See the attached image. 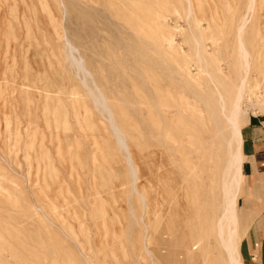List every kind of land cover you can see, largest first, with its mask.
Returning <instances> with one entry per match:
<instances>
[{
  "label": "rangeland",
  "instance_id": "374dc122",
  "mask_svg": "<svg viewBox=\"0 0 264 264\" xmlns=\"http://www.w3.org/2000/svg\"><path fill=\"white\" fill-rule=\"evenodd\" d=\"M249 1L0 0V264H174L165 256L180 249L182 232L213 237L222 146L204 186H189L192 221L176 228L185 206L169 187L173 176L157 171L146 100L157 90L164 111L193 110L194 100L214 98L213 86L229 99L242 74L241 44L249 59L242 107L264 127V0L247 13ZM64 35L124 138L134 184L108 122L66 61ZM132 186L147 196L145 209ZM257 198L247 208L239 200V234L264 220ZM207 247L204 264H226L214 242Z\"/></svg>",
  "mask_w": 264,
  "mask_h": 264
},
{
  "label": "bare ground",
  "instance_id": "6f19581e",
  "mask_svg": "<svg viewBox=\"0 0 264 264\" xmlns=\"http://www.w3.org/2000/svg\"><path fill=\"white\" fill-rule=\"evenodd\" d=\"M253 2L254 0H251L249 9L247 11L245 10L247 13L251 11L252 4H254ZM189 15L190 10L188 11L187 16ZM239 22L240 24L238 25L237 33L240 36L244 26L246 25V18L242 17ZM239 36L237 37L239 38ZM58 39L59 38H57V40ZM62 43L67 63L73 69L75 77L80 80L82 87L87 91L94 105L100 110L102 116L108 122L109 127L114 134L117 146L124 152L125 161L131 175L129 178L133 179L131 182L133 181L132 183L134 184L137 179L135 171L131 165V157L122 134L117 130L115 123L112 122L111 113L106 107L102 94L94 86V84H92L93 89L88 87L86 78L91 79L90 75L84 69L83 60L78 56L77 50L72 46L65 35L62 36ZM197 52L198 51H196V53ZM238 52V58L240 57L241 60V63L239 64L242 65L240 67L243 69L242 74L238 78V84L235 91L230 98L228 97L229 99L224 98L218 89L213 86L214 98L212 100H194L197 102V106H194L193 110L188 109L187 107L178 106L173 112L164 111L157 90H154L153 97L146 100L149 108L146 115L147 120L149 123H152V129L160 144V149L155 153L158 165H160V167L157 168V171L164 174H171L173 176L172 180L169 181V187L171 190L173 189L181 193L180 198L184 202L185 206L184 215L178 218L175 222L176 228H182V226L190 223L193 218L192 204L188 200L189 186L193 184H200L201 186H204V181L206 179L203 182H200L204 175H208V173H212L214 170H217L215 169L217 150L219 149L217 144H220L222 146L221 149L223 150L222 163L220 169L218 170L220 210L213 222V237H207L205 232L201 230L191 235H189L191 232L189 234L182 232L179 235L180 249L176 252L173 251L175 253H167L165 256V261L167 262H173L174 264L178 262L179 264H182L183 262L189 260L193 261V264H204V258L209 255L207 246L211 242H214L218 251H220L225 257L226 264H242L239 246L243 237L246 236L245 234L247 233L249 227H244L243 233L239 234L240 222H238L237 207L239 191L244 179L241 172L244 156L241 151L242 140L240 131L247 123L249 117L248 110L242 107L243 101L246 97H248L246 84L248 81L249 59L247 60L248 55L243 50L241 44H239ZM198 62L200 61L198 60ZM198 68H200V70L197 69L200 71V74L203 73L207 78H209V75L205 71L206 69L204 67L199 66ZM226 94L227 93H225V95ZM250 115L253 117L258 115L261 116V114L257 113H251ZM57 120L60 123L61 119L59 120L55 118L56 122ZM32 143L30 145H32ZM132 190L139 197L142 208L145 209L147 196L145 195L144 197L143 195L138 194L135 187H133ZM190 237H194V239ZM148 243L151 244L150 241ZM143 248L144 254L151 260L150 252L148 251L147 246H144ZM193 250H196L199 254H193ZM123 255L125 254L123 253Z\"/></svg>",
  "mask_w": 264,
  "mask_h": 264
},
{
  "label": "crops",
  "instance_id": "0c3cea01",
  "mask_svg": "<svg viewBox=\"0 0 264 264\" xmlns=\"http://www.w3.org/2000/svg\"><path fill=\"white\" fill-rule=\"evenodd\" d=\"M240 132L244 182L239 200L244 198L247 202L244 207L247 208L251 200L258 197L254 206L257 212L264 214V127L249 118ZM259 232H264V220L248 228L246 239L239 246L242 264H264V238L258 239Z\"/></svg>",
  "mask_w": 264,
  "mask_h": 264
}]
</instances>
